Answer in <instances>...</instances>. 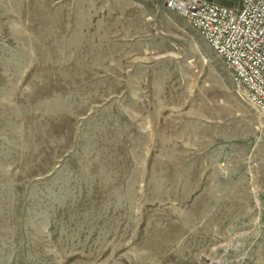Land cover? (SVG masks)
Instances as JSON below:
<instances>
[{
    "label": "rangeland",
    "instance_id": "1",
    "mask_svg": "<svg viewBox=\"0 0 264 264\" xmlns=\"http://www.w3.org/2000/svg\"><path fill=\"white\" fill-rule=\"evenodd\" d=\"M0 264H264V114L163 0H0Z\"/></svg>",
    "mask_w": 264,
    "mask_h": 264
},
{
    "label": "built area",
    "instance_id": "2",
    "mask_svg": "<svg viewBox=\"0 0 264 264\" xmlns=\"http://www.w3.org/2000/svg\"><path fill=\"white\" fill-rule=\"evenodd\" d=\"M187 19L231 72L239 92L264 114V0H163Z\"/></svg>",
    "mask_w": 264,
    "mask_h": 264
}]
</instances>
